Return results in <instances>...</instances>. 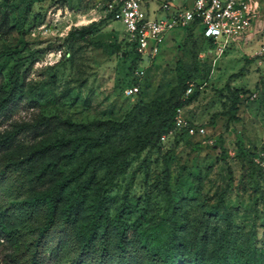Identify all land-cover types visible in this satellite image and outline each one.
Returning a JSON list of instances; mask_svg holds the SVG:
<instances>
[{
  "label": "rangeland",
  "instance_id": "374dc122",
  "mask_svg": "<svg viewBox=\"0 0 264 264\" xmlns=\"http://www.w3.org/2000/svg\"><path fill=\"white\" fill-rule=\"evenodd\" d=\"M105 2L0 0V96L15 81L0 109V209L16 225L11 238L0 237V264L27 263L46 218L45 205L28 199L76 162L68 147L48 145L72 135V123L96 122L97 132L129 111V128L108 143L145 133L153 145L131 153L104 188L106 221L119 214L128 237L150 246L161 242L173 213L181 262L191 264L197 245L204 264L221 256L228 264L264 262V63L253 54L263 33L216 57L198 27H178L154 55L137 54L126 44L124 25L108 18ZM255 3L264 7V0ZM81 26L84 34L71 33ZM192 80L204 86L184 93ZM131 84L136 92H128ZM234 99L236 110L228 112ZM175 102L204 134L177 131L157 141L171 125L164 109ZM101 181L95 176L91 187ZM67 200L65 193L59 208ZM56 237L54 228L42 249Z\"/></svg>",
  "mask_w": 264,
  "mask_h": 264
},
{
  "label": "trees",
  "instance_id": "16d2710c",
  "mask_svg": "<svg viewBox=\"0 0 264 264\" xmlns=\"http://www.w3.org/2000/svg\"><path fill=\"white\" fill-rule=\"evenodd\" d=\"M106 14L109 19H112L108 13ZM190 27H198L208 45L212 46L211 39L203 35L201 26L197 22L181 28ZM85 32L86 27L84 26L71 31L75 36H81ZM126 44L139 54L128 41ZM190 82L193 83L191 93L198 91V87L204 86L193 80L187 81L183 86L184 93ZM14 91L15 81L9 86L6 96H0V109L5 107L7 99L11 98ZM178 106L183 107V104L175 102L164 109L171 120V125L155 135L157 141H162L160 136L173 129L174 113ZM235 110L236 99L233 100L228 112ZM132 114L129 111L123 119L114 121L97 132H93L92 127L96 122L72 123V135L57 137L48 145L49 147H68L66 155L76 162L49 188L28 199L33 205H45L46 218L37 227L33 241L34 250L26 264H65L68 262L71 264H186L180 261L178 254L177 223L173 213L168 216V226L161 242L150 246L145 244L144 239L128 237L127 228L119 214L110 224L105 219L101 201L104 188L121 173L131 153L153 145V138L145 133L136 134L134 140L129 138L126 143H122L121 140L118 143L113 140L108 143L111 136L116 135L120 130L126 131L129 128ZM176 133L177 131L173 132L165 139L170 136L174 137ZM126 134V132L122 133L120 139L127 137ZM97 175L102 181L91 187L93 178ZM65 193L68 200L63 207L59 208V201ZM54 228H57L56 241L49 250L47 249L48 251L43 250V241L47 233L52 232ZM15 232V219L10 212L0 209V237L5 236L9 239ZM73 239L77 240L74 245L70 243ZM202 252L201 246L197 245L193 257L188 261L191 264H204ZM207 264L228 263L221 256L218 259H210ZM241 264L252 263L246 259ZM258 264H264V262Z\"/></svg>",
  "mask_w": 264,
  "mask_h": 264
},
{
  "label": "built area",
  "instance_id": "2783aa9c",
  "mask_svg": "<svg viewBox=\"0 0 264 264\" xmlns=\"http://www.w3.org/2000/svg\"><path fill=\"white\" fill-rule=\"evenodd\" d=\"M152 0H106L105 10L113 20L124 25L126 41L139 54L154 55L164 35L175 28L192 22L201 26L203 35L212 42L216 57L223 54L229 44L247 46L258 34L264 37V9L256 7L255 0H160L151 7ZM254 56L258 65L264 63V38L260 41ZM193 83L185 93L191 92ZM201 87V85H200ZM132 84L128 92H136ZM255 96V93L252 94ZM175 131H186L190 135L204 134L203 125L192 123L182 106L174 113V127L160 136L164 140Z\"/></svg>",
  "mask_w": 264,
  "mask_h": 264
},
{
  "label": "crops",
  "instance_id": "0c3cea01",
  "mask_svg": "<svg viewBox=\"0 0 264 264\" xmlns=\"http://www.w3.org/2000/svg\"><path fill=\"white\" fill-rule=\"evenodd\" d=\"M262 9H264V7Z\"/></svg>",
  "mask_w": 264,
  "mask_h": 264
}]
</instances>
